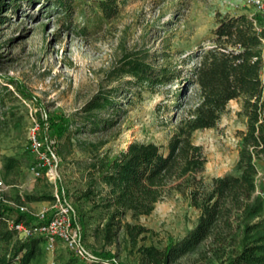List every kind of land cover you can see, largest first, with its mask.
Here are the masks:
<instances>
[{
    "label": "rangeland",
    "instance_id": "1",
    "mask_svg": "<svg viewBox=\"0 0 264 264\" xmlns=\"http://www.w3.org/2000/svg\"><path fill=\"white\" fill-rule=\"evenodd\" d=\"M66 4L69 10L56 0H4L1 8L0 200L26 207L34 220L42 212L52 215L57 197L72 204L73 224L87 257L59 241H43L30 264H141L139 246L162 249L177 242L196 225L199 210L173 191L150 215L123 218L148 229L135 242L122 228L106 243L105 214L94 207L102 198V185H96L94 199L79 197L90 183L89 165L132 141L164 147L197 101L193 68L211 43L218 20L245 13L264 27V8L257 11L250 0H118L117 13L106 19L97 0ZM136 61L151 70L142 82L129 71ZM100 96H108L113 107L89 113L86 106ZM242 101L230 100L214 127L192 133V142L202 146L206 158L201 172L206 185L213 177L236 173L238 142L245 130ZM92 115L106 126L92 132ZM54 124L69 127L68 132H54ZM34 128L56 155L55 179L33 174L29 136ZM9 156L17 157L20 166L7 171L3 166ZM257 169L254 196L261 199L263 211L253 221L264 222V156ZM26 195L54 198L24 202ZM224 258L203 242L171 264H220Z\"/></svg>",
    "mask_w": 264,
    "mask_h": 264
},
{
    "label": "trees",
    "instance_id": "2",
    "mask_svg": "<svg viewBox=\"0 0 264 264\" xmlns=\"http://www.w3.org/2000/svg\"><path fill=\"white\" fill-rule=\"evenodd\" d=\"M56 1L69 10L66 0ZM97 3L106 19L118 11V0ZM3 4L4 0H0V12ZM2 17L0 13V23ZM262 40L264 27L255 16H221L212 30L211 43L201 50L200 60L193 68L197 101L179 121L166 145L132 141L117 154L103 153L90 163V183L79 197L94 199L96 185H102V198L94 207L105 214L102 236L106 243H111L122 228L135 242L148 229L123 218L128 215L134 220L150 215L155 204L174 191L186 196L190 205L199 210L196 225L165 248L139 246L141 264H171L203 242H208L210 252L224 255L220 264H264V222L253 221L263 211L261 199L254 196L257 165L264 156V93L259 77ZM149 69L146 63L136 61L129 71L142 82L148 78ZM239 97L243 99L245 130L238 142L236 173L213 177L206 185L201 177L206 158L202 146L192 142V133L214 127L226 104ZM108 106L113 107L108 96H100L90 101L86 110L91 113ZM92 119V132L106 126L105 120L100 123L93 115ZM62 127L54 124L52 128L65 135L69 127ZM19 166V159L9 156L3 167L9 171ZM41 198L26 195L24 202ZM11 219L26 224L34 221L27 211L0 200V264H30L41 253L45 236L22 241L10 227Z\"/></svg>",
    "mask_w": 264,
    "mask_h": 264
},
{
    "label": "built area",
    "instance_id": "3",
    "mask_svg": "<svg viewBox=\"0 0 264 264\" xmlns=\"http://www.w3.org/2000/svg\"><path fill=\"white\" fill-rule=\"evenodd\" d=\"M251 4L261 11L264 8V0H250ZM261 50L264 51V40H262ZM260 69V82L262 83L264 93V62L261 63ZM36 128L30 134V150L33 152L35 160L31 166L33 174L37 178L45 175L49 179H55L57 176L56 155L50 151L49 147L37 137ZM57 202L53 206L54 212L48 215L45 212L37 214V220L30 223L16 222L14 219L9 221L10 227L12 226L17 231V237L20 240H26L33 236H45V241L50 245L61 242L70 251L76 252L78 256L87 257L84 244L81 242V233L78 228L74 227V213L72 204L66 200L62 201L57 197ZM18 208L26 212L28 211L24 206Z\"/></svg>",
    "mask_w": 264,
    "mask_h": 264
}]
</instances>
